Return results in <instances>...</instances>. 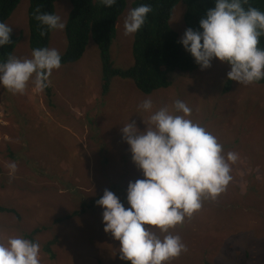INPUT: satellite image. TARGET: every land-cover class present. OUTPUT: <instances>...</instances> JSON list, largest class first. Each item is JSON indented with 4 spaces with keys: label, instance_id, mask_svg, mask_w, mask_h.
I'll return each instance as SVG.
<instances>
[{
    "label": "rangeland",
    "instance_id": "1",
    "mask_svg": "<svg viewBox=\"0 0 264 264\" xmlns=\"http://www.w3.org/2000/svg\"><path fill=\"white\" fill-rule=\"evenodd\" d=\"M131 1L118 16L108 50L112 68L120 70L132 65L133 34L123 35ZM28 5L29 0H18L4 21L16 37L11 55L21 59L31 54ZM70 8V0H56L53 13L66 23ZM184 9L175 4L166 23L178 39L186 29ZM47 48L65 51L64 29L51 30ZM229 70L213 58L204 70H175L168 88L149 94L131 78L114 74L102 94L101 61L89 40L80 59L52 71L49 93H34L31 81L23 94L0 88V206H13L19 215L0 212V235L25 238L44 225L49 228L37 240L44 245L57 236L58 241L52 259L40 248V264H128L118 258L119 242L103 231L102 209L91 200L107 189L128 207L127 184L143 177L120 128L134 120L143 130L141 119L148 114L137 105L144 99H151L154 109L171 108L179 99L192 109L188 118L217 138L221 154L231 151L238 159L230 165L225 190L214 200L202 198L200 209L169 229L187 251L167 264H264V85L227 80ZM11 162L16 164L12 177L6 167ZM80 205L87 206L84 214L51 223Z\"/></svg>",
    "mask_w": 264,
    "mask_h": 264
},
{
    "label": "clouds",
    "instance_id": "2",
    "mask_svg": "<svg viewBox=\"0 0 264 264\" xmlns=\"http://www.w3.org/2000/svg\"><path fill=\"white\" fill-rule=\"evenodd\" d=\"M248 0H213L214 6L198 21V30L187 28L179 44L190 54L200 70L210 67L215 58L229 65L226 79L248 85L264 79V49L259 38L264 35V12L244 7ZM111 7L116 0H98ZM148 4L130 8L123 19V35L141 29ZM35 19L44 30L65 28L61 17L37 10ZM12 28L0 22V47L11 43ZM61 66V55L55 48L38 47L30 57L9 55L0 62V88L11 94H23L29 81L32 91L40 93L49 86L53 70ZM137 109L147 113L143 130L134 120L121 126V139L128 146L131 162L142 179L126 187L125 207L119 198L105 189L95 205L102 209L103 231L119 242V259L128 264H167L186 252L178 235L169 229L200 209L202 198L215 199L231 181L230 165L238 154L222 155L217 138L190 117L192 109L183 101L172 107L154 109L151 99H144ZM9 176L16 171L8 163ZM152 229H157V235ZM162 237V238H161ZM0 264H40V245L23 236L0 235Z\"/></svg>",
    "mask_w": 264,
    "mask_h": 264
},
{
    "label": "trees",
    "instance_id": "3",
    "mask_svg": "<svg viewBox=\"0 0 264 264\" xmlns=\"http://www.w3.org/2000/svg\"><path fill=\"white\" fill-rule=\"evenodd\" d=\"M56 0H29L27 10L28 47L30 51L38 47H47L51 30H44L41 36V26L35 19L37 10L41 13H53V5ZM181 2L184 6L182 19L185 28L198 30V21L205 11L214 6L213 0H132L131 6L135 8L140 4H148L151 11L147 14L145 23L136 33L132 41V65L125 70L112 68L108 53L112 39L115 36V27L118 16L123 11L126 0H116L111 7H104L98 0H70L69 10L65 23L64 34L66 49L61 54V64L74 62L80 59L86 49L89 40H92L98 50L102 72V94L108 88L111 75L118 74L132 79L135 87L143 94H149L158 89L168 88L172 84L170 74L175 70L190 72L199 66L193 58L179 44L175 32L166 24L171 16L175 4ZM18 0H0V22H4L9 13L14 9ZM255 7L264 12V0H248L244 7ZM11 43L0 47V62L7 59L14 48L16 37L10 34ZM264 49V35L259 38L257 45ZM263 84L264 79L253 82ZM50 92L49 86L44 89ZM102 194L91 200L99 199ZM91 204H88L90 206ZM85 205H80L64 216H57L51 221L52 224H63L69 219L84 214ZM0 212H6L19 216L13 206H0ZM49 227L40 225L25 233V238L39 243L40 248L49 258H54L55 251L52 245L58 241L53 236L44 245L37 240L40 231Z\"/></svg>",
    "mask_w": 264,
    "mask_h": 264
}]
</instances>
